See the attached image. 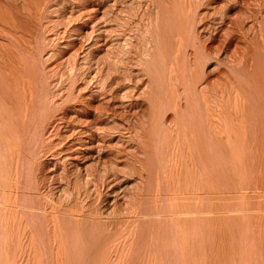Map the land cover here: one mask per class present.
I'll return each mask as SVG.
<instances>
[{
	"label": "bare ground",
	"instance_id": "1",
	"mask_svg": "<svg viewBox=\"0 0 264 264\" xmlns=\"http://www.w3.org/2000/svg\"><path fill=\"white\" fill-rule=\"evenodd\" d=\"M103 1L0 0V264H264V0Z\"/></svg>",
	"mask_w": 264,
	"mask_h": 264
},
{
	"label": "rangeland",
	"instance_id": "2",
	"mask_svg": "<svg viewBox=\"0 0 264 264\" xmlns=\"http://www.w3.org/2000/svg\"><path fill=\"white\" fill-rule=\"evenodd\" d=\"M104 3H106V4H108V0H104L103 1ZM69 3V4H68ZM71 1H67V5H68V7H70L71 6ZM142 7L144 6V7H146L148 4L147 3H145V5H144V3H143V1H142ZM74 6H75V4H74ZM137 8V7H136ZM103 15V13L102 12H100L99 13V18H98V21L99 22H96V23H94V25L95 24H97L98 26H96L95 25V29H94V31H92L90 34H89V31H91V28H89L88 27V29L86 30L87 32H88V34H86V35H88L87 36V39L85 40V39H81L80 37H76V43H75V50H74V52H75V54L77 53V55H75V58H74V61H75V63L77 62V66H78V63H79V66H80V68H79V66H78V68L77 67H75V72H77L78 73V75H77V77H78V79L80 80L81 79V73H83V72H85L86 71V69H87V71H86V73L88 72V73H91L90 75L93 77L95 74H93V71H96L95 69H97V64H94L93 66H92V68L90 67V69H89V66H91L92 64H89V59L91 58V59H94V62H95V60H96V58H98V57H101L102 55H103V53H105V50H107V47H106V45H107V43H108V40H110V37L108 38V36H109V34H108V32H107V28H108V23L106 22H104V19L105 18H103L104 16H102ZM105 21H107V20H105ZM134 24V23H133ZM133 24H131L132 26H134ZM144 24V23H143ZM94 25L92 26V27H94ZM137 25H138V23H137ZM136 25V26H137ZM131 26V27H132ZM144 26V25H143ZM98 27V28H97ZM134 28H135V26H134ZM134 28H132V30H134V32L132 31V35L135 33L136 34V28L134 29ZM144 28H145V26H144ZM104 29H106L105 30V32H104ZM100 31H102V32H100ZM104 34V35H103ZM96 36V37H95ZM98 36V37H97ZM133 36H135V35H133ZM132 36V40L134 41V42H136L135 40H137V37L135 36V37H133ZM136 38V39H135ZM62 40H63V38H62ZM62 40L60 39L58 42H62ZM98 40V41H97ZM79 41H81L80 43H82V44H80L79 43ZM54 43H56V41L54 42ZM54 43H53V45H51V46H48V47H52L51 49L49 48V49H47V51L49 50V52L52 54V52H55V50H56V53L57 54H59L58 53V51H57V49L56 48H58V47H56V48H54ZM96 44V45H95ZM77 45V46H76ZM81 45H82V47H81ZM80 46V47H79ZM60 47H62V46H60ZM55 50H54V49ZM77 48H78V50H77ZM106 48V49H105ZM91 49V50H90ZM51 50H53L52 52H51ZM95 50V51H94ZM101 50V51H100ZM64 53V55L65 56H69V55H71V54H69L71 51H66V53H65V51H63ZM73 52V53H74ZM92 52V53H91ZM49 53V54H50ZM55 53V55L56 56H58L57 54ZM87 54H88V56H87ZM91 54V55H90ZM133 54V55H132ZM94 55V56H93ZM131 55H132V57H131V59H132V61H134V59H136L137 57H139L138 55H139V51H137V53H131ZM59 56H61L60 54H59ZM82 56V57H81ZM92 56V57H91ZM49 57V58H48ZM50 57H52V58H50ZM84 57L85 58H89L88 59V63H86L85 62V59H84ZM45 58H46V60H45ZM45 58H44V62L43 63H41V65H42V67L40 66L39 68H40V71H41V68L44 70L45 69V72L47 73V75L49 76V78L47 79V83H49L48 84V86H49V90H51L52 91V93H54V95L56 96V97H54V101H58V100H56V98L58 99V98H60L61 96H59V95H61L62 93L64 94V92L65 91H67V88H68V86H69V78L67 77L68 76V72L69 71H71V68H69V66H68V68H69V71H68V69H67V67L65 66L66 65V63L65 64H63V67H62V65H60L61 66V68L59 67V66H57V69H56V63L55 62H57L55 59V56H54V58H53V55L52 56H49V55H47V57L45 56ZM49 60H48V59ZM221 58V57H220ZM217 58H213V59H211V60H208V61H206L207 63H203V65L204 66H200V68L202 67L203 69H204V72L206 73L205 75H207V74H209L210 76L209 77H214L215 76V74L217 73L218 74V71H219V65H220V63H219V60L217 59ZM48 60V61H47ZM51 61V62H50ZM136 61H137V59H136ZM136 61L134 62V63H136ZM45 62H46V65H45ZM48 62V63H47ZM53 62H54V64H53ZM91 62V61H90ZM92 62H93V60H92ZM83 63V64H82ZM219 63V64H218ZM81 64V65H80ZM45 65V67H43ZM54 65V66H53ZM218 65V66H217ZM135 67L134 68H136V65H134ZM65 67H66V69H65ZM137 67L138 68H140V66L139 65H137ZM222 67H224L223 65H221L220 66V68H222ZM218 68V69H217ZM64 69L66 70L65 71V73H66V75H65V73H64ZM76 69H78L77 71H76ZM85 69V70H84ZM137 69V68H136ZM63 70V71H62ZM91 70V71H90ZM217 70V71H216ZM42 72V71H41ZM54 72H57V73H54ZM60 72V73H59ZM203 72V71H202ZM203 72V73H204ZM43 73V72H42ZM55 76H54V75ZM60 74H61V76H60ZM80 74V75H79ZM216 74V75H217ZM51 77V78H50ZM82 80H80V82H81ZM94 81V80H93ZM93 81H92V83H91V87L93 88L94 86H95V84L93 83ZM52 84V85H51ZM61 88V89H60ZM64 89V90H63ZM54 90V91H53ZM60 90V91H59ZM59 91V92H58ZM58 93V94H57ZM59 100H61V99H59ZM49 157L47 156V159H48Z\"/></svg>",
	"mask_w": 264,
	"mask_h": 264
}]
</instances>
